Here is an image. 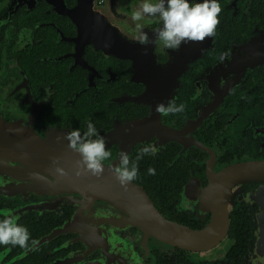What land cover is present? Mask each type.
Returning <instances> with one entry per match:
<instances>
[{
	"label": "flooded vegetation",
	"instance_id": "obj_1",
	"mask_svg": "<svg viewBox=\"0 0 264 264\" xmlns=\"http://www.w3.org/2000/svg\"><path fill=\"white\" fill-rule=\"evenodd\" d=\"M144 2L94 0L80 9L78 0L0 1V115L51 146L43 156L48 163L35 172L48 184L24 180L18 196H0V211L6 209L0 219L23 213L17 222L31 234L27 249L0 245V264L247 263L264 175L242 181L231 169H264V0H218L216 35L179 49L159 40V17L132 20ZM90 36L117 52L95 46ZM170 100L185 110L158 114L156 106ZM152 117V136L128 152L138 178L123 187L112 171L129 146L121 124ZM89 123L112 153L99 177L76 174L80 154L63 139ZM149 143L156 155L136 161ZM141 193L166 221L194 233L217 222L211 238L219 243L196 251L194 236L192 249L156 246L158 237L141 225L152 216L140 205ZM259 219L256 261L264 264Z\"/></svg>",
	"mask_w": 264,
	"mask_h": 264
},
{
	"label": "clouds",
	"instance_id": "obj_2",
	"mask_svg": "<svg viewBox=\"0 0 264 264\" xmlns=\"http://www.w3.org/2000/svg\"><path fill=\"white\" fill-rule=\"evenodd\" d=\"M221 12L222 7L218 0H202L198 3H190L189 0H156V2L145 0L139 9L132 13L131 18L133 21H141L145 16L159 17L163 22V27L157 33L159 40L163 42L165 48L179 49L182 44L203 43L207 38L214 37L220 24L218 17ZM139 26L137 24V27ZM141 43H149L147 34H142ZM223 59L224 57H221V60ZM184 110L185 105H177L174 100H170L167 105L161 102L156 106L157 113L162 116L182 113ZM63 139L69 142L68 147L71 150L80 154L77 175L87 172L99 177L104 173V161L110 159L112 153L106 146L105 138L99 135L93 124L89 123L84 133L79 130L69 131ZM157 152L158 148L149 143L140 150L136 161L145 155H156ZM53 163L56 164L57 161L54 160ZM55 170L61 176L67 174L61 167H56ZM112 171L115 179L123 187H127L139 175L138 164L131 162L128 153L123 150L120 152L119 165ZM148 174L155 175L156 170L150 167ZM32 175L39 180L46 179L40 173ZM18 219L15 215L0 219V245L19 246L22 249L29 247L31 234L26 227L17 222ZM32 243L34 244L35 241Z\"/></svg>",
	"mask_w": 264,
	"mask_h": 264
},
{
	"label": "water",
	"instance_id": "obj_3",
	"mask_svg": "<svg viewBox=\"0 0 264 264\" xmlns=\"http://www.w3.org/2000/svg\"><path fill=\"white\" fill-rule=\"evenodd\" d=\"M78 2V8L80 9H82L84 6L90 8V5L94 4V0H78ZM76 23L77 25H79L81 34L87 32L84 29V27L86 26L85 23ZM89 42L94 43L97 47H107V50L117 52L115 47L105 45L104 40L101 37L90 36ZM153 120L154 117L150 119L144 118L141 120L121 124V128H124L127 131L124 137L125 142L128 141L127 144L129 145L127 147V153L129 152V149L132 145L145 142L147 139H149L150 136H152L151 133H154L155 131L152 130L151 127V123L153 122ZM50 147V144L41 139L34 132V129L22 127L16 120L7 121L2 117V115H0V196L6 198L18 196L22 191L20 181L27 180L33 183L35 181L37 184L41 185L48 184L45 181L46 179H36L32 174L35 173L36 170L40 169L41 166H43L45 163H48V160L43 156L44 154L50 152ZM259 166L260 167L255 166L256 170L250 169L251 167L244 166V168H242L240 166L231 169V171L236 170V173L234 175H239L240 173V175L245 176L241 177L242 181L247 177L248 179H260L264 175V169L262 165ZM24 189L27 190L26 192H29L28 183L24 185ZM37 189H39V187ZM137 190L139 192L141 191L140 189ZM144 194L141 193L142 200L140 202V205L144 208L146 206H149L152 209V216L149 217V221L147 223L144 222L141 223V225L143 226V228H150L152 230L150 232L158 237L157 240H154V244L156 246H158V244H165L171 247H183L192 249L194 247V236H196V251L207 250L208 248L213 247L214 245H217L219 243V239L214 240L211 238L212 236H218L215 235L219 228L217 227V222L212 223L209 227H207V229L202 232L196 231V233H194L193 231L181 225L166 221L153 207L149 198L145 196L146 194ZM255 194L259 197V199L262 200L261 204L263 205V207L260 215L255 214L252 216L254 218L253 232L255 236L250 242L249 254L246 258V264H257L256 254L258 244L260 243L257 239L258 234L261 232V230L258 229V216L261 218L259 219V221L264 229V187H261L258 192L256 190ZM29 209H32V207L30 206ZM1 214L2 211H0V215ZM16 216L19 218L21 216V213L18 212ZM224 218L226 221H228L227 215L224 216ZM227 226L228 222H226V224L223 225L222 228H220L222 229L219 232L220 235L224 236ZM32 249L33 248L28 250V252H30Z\"/></svg>",
	"mask_w": 264,
	"mask_h": 264
},
{
	"label": "rangeland",
	"instance_id": "obj_4",
	"mask_svg": "<svg viewBox=\"0 0 264 264\" xmlns=\"http://www.w3.org/2000/svg\"><path fill=\"white\" fill-rule=\"evenodd\" d=\"M12 197H14V196H12ZM9 198H10V197H9ZM5 210H6V209H5ZM5 210H4V211H5ZM1 211H2V210H1ZM4 211H2V214H3V215H5V212H4ZM2 214H1V215H2ZM13 214L16 216V214H18V212L15 211ZM22 214H23V213H21V215H22ZM19 218H20V217H19ZM223 246H225V244H224Z\"/></svg>",
	"mask_w": 264,
	"mask_h": 264
},
{
	"label": "trees",
	"instance_id": "obj_5",
	"mask_svg": "<svg viewBox=\"0 0 264 264\" xmlns=\"http://www.w3.org/2000/svg\"><path fill=\"white\" fill-rule=\"evenodd\" d=\"M0 1H2V0H0Z\"/></svg>",
	"mask_w": 264,
	"mask_h": 264
}]
</instances>
